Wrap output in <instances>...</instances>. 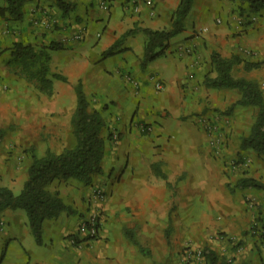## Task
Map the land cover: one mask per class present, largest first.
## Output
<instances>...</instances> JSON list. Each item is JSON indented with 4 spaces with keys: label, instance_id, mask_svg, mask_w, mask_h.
I'll list each match as a JSON object with an SVG mask.
<instances>
[{
    "label": "crops",
    "instance_id": "crops-1",
    "mask_svg": "<svg viewBox=\"0 0 264 264\" xmlns=\"http://www.w3.org/2000/svg\"><path fill=\"white\" fill-rule=\"evenodd\" d=\"M109 1V10L103 11L99 0H72L74 11L63 17L51 0H26L20 21L3 20L0 15V44L18 39L35 43L44 32V40L56 38L63 42L62 49L51 52L52 71L66 77L54 79L52 105L57 110L58 127L66 128L68 140L62 147L49 146L46 150L61 153L73 136L71 119L76 110L79 82L91 103L96 102V108L102 110L107 127L120 133L116 149L112 150L110 143L106 147L102 177L89 185L59 187L69 209L56 219L44 221L42 244L36 242L25 209L6 208L0 212V264H176L173 258L177 248L171 240L177 237V231L168 235L165 230L174 224L184 225L180 240L183 246L189 237L187 226L197 224L198 220L196 217L189 221V209L203 212L202 218L232 213L230 219L217 226L236 240H243L249 253L243 257L236 249L235 260L230 261L264 264V246L257 241L253 243L255 238L246 230L252 213L246 211L242 200L244 194H250L257 201H264V189L236 187L244 176L239 171H228L221 159L210 153L209 140L196 124V116L191 115L205 106L217 105L221 109L243 106L238 103L242 91L207 87L205 80L216 75L213 52L227 58L239 57L243 64L258 63L256 70L264 72V8L249 11L248 23L237 27L235 21L227 25L226 19L217 18L220 22L211 23L209 0L203 3L194 0L183 30L169 39L162 55L142 68L147 36L143 31L131 34L129 31L170 29L180 0H154V13L143 4L140 12H134L128 0ZM6 4L0 2V8ZM227 7L226 3L225 13ZM43 8L56 13L66 28L52 30L31 24L33 16ZM80 29L85 30V36L77 41L72 35ZM112 47H115L113 55L105 56ZM153 76L162 80V90L154 87ZM246 79L256 81L252 76ZM47 101L48 96L43 94L40 106L44 112L50 111ZM142 122L151 125L152 132L142 134L137 127ZM235 124L241 128L244 122ZM243 136L236 140L237 150L232 147L225 150L227 159L237 151L243 156L250 155V149L241 147ZM54 137L58 135L45 142L55 144ZM145 139L147 143L143 142ZM154 164L159 171L153 168ZM256 165L250 164L248 177L260 180L254 175L260 172L263 175L264 170L257 172ZM231 179L232 184L228 183ZM54 183L52 192L56 191ZM98 183L110 195L101 204L104 213L99 235L87 239L80 234L79 224L92 209V190ZM22 186L23 182L17 190ZM128 229L134 232L137 243L130 238ZM195 230L191 233L197 234L199 228ZM74 236L78 239L76 243ZM217 255L222 260L220 252ZM258 255L262 257L256 260ZM205 259V264H210Z\"/></svg>",
    "mask_w": 264,
    "mask_h": 264
},
{
    "label": "rangeland",
    "instance_id": "rangeland-1",
    "mask_svg": "<svg viewBox=\"0 0 264 264\" xmlns=\"http://www.w3.org/2000/svg\"><path fill=\"white\" fill-rule=\"evenodd\" d=\"M0 2L6 1L0 0ZM203 2L204 0H201V3ZM208 3H210L208 11L212 13L210 18L211 23H218L217 18L221 19L222 21L226 19L227 25L235 21L237 27L245 26V24L248 23V18H246V15L249 11L245 10V12L241 13L239 10L238 2L232 0H209ZM226 3L229 10L225 13L224 5H226ZM234 12L236 13V15L232 17V13ZM1 17L3 18V20H8L2 15ZM30 23L36 27H43L52 30L66 28L65 24L60 23V19L56 13H52L48 9L44 8L40 9V12L37 13V15L33 16ZM75 33L76 31L72 35L73 38ZM45 34L46 33L44 32L42 39L35 43L18 39L14 40L11 44H0V129H3L5 131L3 138L0 141V186L8 187L12 189L16 194L21 192L23 186L19 190L17 189L22 182L24 185L25 181L28 178V170L33 159V154L42 157L48 151L46 150V147H62L61 144L68 140L66 138V128H64L63 126L62 128L58 127L60 126V124L56 121V119H58V114L56 113L57 110L52 105L54 103L52 100L54 91L52 94L42 92L35 80L28 79L25 76V73L21 71V67L10 62V52L16 42L22 41L24 43L36 45L37 47H44L51 41L60 42L61 44L63 43L61 40H56V38H49L44 40L43 38L45 37ZM51 52L52 50H49L50 55ZM256 69L258 68H255V70L252 71L246 70L245 65L241 62H238L236 63L233 74L236 77L243 78L252 76L253 79H255L260 84L264 92V72ZM54 73L58 72L54 71ZM43 94L48 96V101L45 103L47 108H50V111L48 112H44L41 110L40 103L42 102ZM207 98L208 97H206V99ZM95 105H97L96 102L92 103V106L96 108ZM105 107H107V103H105ZM236 107L237 110H234ZM257 112V107L250 108L246 106L234 105L221 109V107L214 105L211 107L205 106L202 111H193L191 114L196 116V124L200 127L205 137H207V139L209 140V146L211 149L210 153H213L215 157H219L222 164L224 165V168L227 167L228 171H239V173H242L241 175H243L244 177L251 175L250 164L257 163L258 169L257 165L255 166V170L257 172H260L261 169L264 170V157L259 155L256 151L250 149V155L243 156L240 155V152L237 151V153H235L234 155L231 154L232 156H228L227 159L225 150L232 147V149L235 151V148L238 146L237 142L239 138L243 135L249 134ZM240 120H242L244 124L241 126V128H238L235 122H238ZM144 125L147 126L149 124L142 122L137 125L142 134L152 132L153 129L151 131L144 130L142 128V126ZM105 131L104 134L107 139L106 147L108 143H110L113 148L112 150L116 149L120 141L119 130L116 128H109L106 124ZM70 134L73 136L66 148L72 147L75 144L72 124ZM57 135L58 138L54 137L56 139L55 144L50 145L48 142L52 141V136ZM46 140L48 142H45ZM33 142H37L36 145ZM143 142L147 143V139H145ZM236 143L237 146L235 145ZM53 153L55 152L53 151ZM260 173H257L254 176L260 177L263 182L264 171L263 175H261ZM102 174L103 173L96 175L94 179L102 177ZM53 183L54 187H56V191L53 192H58L59 194L61 192V190L59 189L61 185L65 184L66 187L68 185L72 187L76 183L84 184L73 178L68 180H55L50 184L49 189L52 187ZM228 183L232 184V179L229 180ZM51 189L50 191H52ZM71 191L72 190L69 191L70 194L72 193ZM108 191L109 190L105 189L104 186L99 185V183L96 187L93 188V198L91 206L92 209H89L88 216L93 213H98L100 215V218L102 219L101 213L103 212V208L101 204H103L108 199L110 195ZM242 200L246 206V211L252 213L249 227L246 230L250 232L249 228L254 222L258 223L260 228L264 227V201L261 199V203L260 201L254 199V197H251L250 194H244ZM231 201H234V199H231ZM173 211L176 214V209ZM189 213L190 217L193 218H189V221L194 220L196 217H198V220L197 224L194 223V225L189 224L187 226L189 237L186 241L183 242V246H180V240L181 234L185 227L184 225L180 224L177 226L176 224H174L171 226V228L169 226L167 227L168 230H165V233H169L168 235L172 234V232L176 233L177 231V237L173 236L171 240V244H174V248H177L176 250H174L176 258H173L177 262L176 264H205L206 249L213 250L214 252H216V254L217 251L220 252L222 260L226 261L228 264H232L233 262H231L230 259L235 260L233 254L237 250H239V252L241 251L243 257L245 255H248L249 252L247 249V245H245V242L243 240H236L233 236H230V234L226 230H223L222 227L217 226L219 225V222L221 223L223 220L230 219L232 213H229L226 216L208 214L207 216H205V218H202L203 212L200 211L198 213V210L196 209H189ZM195 227L199 228V230H197V234L191 233L192 231H196ZM204 230L209 231L204 234ZM251 237L255 238V240H253V243H255L254 241H257L259 242V244H262L264 246V240L260 238L259 235H253ZM218 248H220V250H218ZM196 250L203 251V258L200 259L195 255ZM260 256L262 257V255ZM260 256L258 255L256 260L261 258Z\"/></svg>",
    "mask_w": 264,
    "mask_h": 264
},
{
    "label": "trees",
    "instance_id": "trees-1",
    "mask_svg": "<svg viewBox=\"0 0 264 264\" xmlns=\"http://www.w3.org/2000/svg\"><path fill=\"white\" fill-rule=\"evenodd\" d=\"M6 5L0 8V14L8 20H21L24 17V5L26 0H5ZM61 11L63 16H68L75 9L72 0H51ZM239 3L241 13L260 11L264 8V0H232ZM194 0H180L174 12L173 25L170 29L154 30L152 28L132 29L129 34L143 31L147 36L144 55L140 66L145 68L150 62L164 53L167 42L171 37L183 30L184 20L190 12ZM60 42L51 41L44 47L16 42L11 49L10 62L21 67V71L30 80H35L39 89L47 94L54 91V79L65 80L60 73H54L51 69V55L49 50L62 48ZM114 48L104 53L105 56L113 55ZM238 57H223L219 52H213L212 62L215 76H208L205 80L207 87L224 89L234 88L242 91L239 104L247 107H257L254 123L248 135L241 139V147L252 149L264 157V92L257 81L243 77H235L233 68L240 60ZM245 69L258 67V63L246 62ZM77 105L72 116L71 124L75 137V144L65 148L61 153H47L39 157L33 154V159L28 170V178L20 193L16 194L8 187L0 186V212L6 208L26 210L29 224L38 244L43 243V223L46 220L56 219L69 209L58 192L49 189L55 180L76 179L84 184L93 182L94 177L103 173V160L105 156L106 137L104 131L106 121L101 109L92 106L86 96L83 85L79 82L76 86ZM4 130L0 129V141ZM159 171L157 164L153 165ZM236 186L240 189L260 188L264 189V183L253 177L240 178ZM127 233L134 243H137L135 234L128 229ZM264 240V233L259 234ZM78 241L77 236L73 237ZM206 258L210 264H228L219 260V256L213 250L206 249Z\"/></svg>",
    "mask_w": 264,
    "mask_h": 264
},
{
    "label": "built area",
    "instance_id": "built-area-1",
    "mask_svg": "<svg viewBox=\"0 0 264 264\" xmlns=\"http://www.w3.org/2000/svg\"><path fill=\"white\" fill-rule=\"evenodd\" d=\"M128 4L131 6L134 12H140L141 11V5H145L149 8V11L151 13L155 12L154 9V0H128ZM99 6L103 11H108L110 8V1L109 0H99ZM220 22V20H218ZM207 29V28H206ZM85 36V30L80 29L76 31L74 34V38L76 40H82L83 37ZM155 88L157 90H162L164 88V84L162 80L156 76L152 77ZM129 80L136 84V81L132 78L129 77ZM144 130L151 131L153 128L149 125L147 126H142ZM101 223V218L98 213H93L84 220H82L79 224V232L80 234H83L84 237L88 238H94L98 235L99 233V226ZM250 232L253 235H259L264 233V227L259 226L258 223L254 222L252 226L249 228ZM195 255L199 257L200 259L203 258V251L202 250H196Z\"/></svg>",
    "mask_w": 264,
    "mask_h": 264
}]
</instances>
